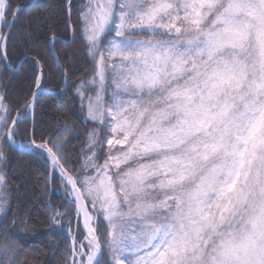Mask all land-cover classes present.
<instances>
[{"label":"snow or ice","instance_id":"snow-or-ice-1","mask_svg":"<svg viewBox=\"0 0 264 264\" xmlns=\"http://www.w3.org/2000/svg\"><path fill=\"white\" fill-rule=\"evenodd\" d=\"M21 11L0 0L10 70ZM82 19L93 73L75 90L105 135L89 133L72 170L63 137L31 141L83 221L65 264H264V0H89ZM36 95L17 110L0 94V164ZM7 204L0 169L5 233ZM51 210L59 223L64 213ZM20 255L0 240V264Z\"/></svg>","mask_w":264,"mask_h":264},{"label":"trees","instance_id":"trees-1","mask_svg":"<svg viewBox=\"0 0 264 264\" xmlns=\"http://www.w3.org/2000/svg\"><path fill=\"white\" fill-rule=\"evenodd\" d=\"M7 2L13 11L17 7H22L23 11L17 13L19 19L10 33L7 63L11 70L0 62V94L6 96L7 104L20 110L25 99L31 100V94L35 92V79L41 75V65V84L47 90L38 95L33 119L27 118V123L21 126L22 134L16 138V143H28L33 139L39 143L42 138L54 141L63 137L65 166L70 170L78 169L81 150L86 145L91 126L75 90L76 85L93 73L82 19V12L87 10L89 1L73 0L70 11L69 0ZM4 31L7 32L6 29ZM52 40L61 67L51 53ZM23 58L26 59L19 67ZM34 58L40 61L39 65ZM66 77L68 87L63 90ZM95 125L103 137V126ZM66 127L70 131H65ZM25 128L27 133H23ZM6 151L7 161L0 164V169L6 175L8 227L7 233L0 227V240L15 241L21 250L20 264H65L66 254L71 251L68 228L73 229L75 216L69 200L51 188L52 183L56 186L57 174L43 153L19 152L13 148ZM53 208L64 213L59 226L52 220L55 215ZM3 220L4 215L0 223Z\"/></svg>","mask_w":264,"mask_h":264},{"label":"rangeland","instance_id":"rangeland-1","mask_svg":"<svg viewBox=\"0 0 264 264\" xmlns=\"http://www.w3.org/2000/svg\"><path fill=\"white\" fill-rule=\"evenodd\" d=\"M87 1H89V0H87ZM105 99H107V96L105 97ZM31 114V112L29 111V115ZM28 115V116H29ZM85 116H86V119H87V113L85 114ZM88 120V119H87ZM90 123H91V126L89 127L90 128V130H89V133L91 132V131H93V129L95 128V130H96V132H97V135L98 136H100V129L98 128V125H97V127H96V125H94L93 124V122L92 121H90V120H88ZM98 124V123H97ZM108 136H111V133L109 132L108 133ZM18 144H27V143H18ZM54 169L52 168V171H53ZM56 173V172H55ZM57 174V173H56ZM57 182H56V186H53V183L51 184V188H52V190H54L55 192H57L60 196H65L68 200H71L72 199V197H70V196H67V194H66V191H65V185H64V183L62 182V179L60 178V176L57 174ZM55 188V189H54ZM73 210H74V226H73V229H70V228H68V234H70V236L73 238V236H74V232L76 231L77 232V234L75 235L76 236V238L77 239H82L83 237H82V235H80L79 234V230L81 229V218L78 220L77 219V217H76V213H75V209L73 208ZM3 215V213H0V218H1V216ZM60 222H62V219L60 220ZM60 222L59 223H56V222H54L55 223V225H60ZM65 222V221H64ZM67 223V222H66ZM80 224V225H79ZM82 231V230H81ZM126 255L127 256H129V257H132L133 259L135 258V256H136V253H134V252H129V253H126Z\"/></svg>","mask_w":264,"mask_h":264},{"label":"water","instance_id":"water-1","mask_svg":"<svg viewBox=\"0 0 264 264\" xmlns=\"http://www.w3.org/2000/svg\"><path fill=\"white\" fill-rule=\"evenodd\" d=\"M72 1H73V0H70V3H69V5H68V9H69V11H70V8H71V3H72ZM69 14H70V13H69ZM69 16H70V15H69ZM69 16H68V17H69ZM68 22H69V26H70L71 33L73 34V28H72V25H71V21L68 20ZM11 30H12V29H11ZM7 34H9L8 31L6 32V35H7ZM51 53H52L53 58H54V60L56 61V63L61 67L62 65H61V63L59 62V59H58V57H57V55H56V53H55V50H54L53 41H51ZM24 60H25V59H22V61L20 62V65H19V66L22 65V63L24 62ZM67 87H68V79H66V81H65V86H64V89H63V90H65ZM42 91H47V90L43 89L42 86L40 87V89H35V93H37V95H36L35 101L33 102V107L31 108V110H32V116H31V118H33V116H34V110H35V106H36V99H37V96H38ZM16 144H17V143H16ZM20 145H21V144H17V147H16L14 150H17V151H19V152H27V153H28V152H32L33 150H34V151L41 152L39 149H36L35 146L31 144V142L28 143V144H23L25 147H20ZM30 149H31V150H30ZM41 153L45 154V155L47 156V159H48V160L51 162V164H52V161H51V159L48 157L47 153H46V152H41ZM52 167H53V164H52ZM55 171H56L57 174L60 176V172H59V170H55ZM60 178H61V176H60ZM61 179H62V178H61ZM81 226H82V230H83V221H82V218H81ZM71 247H72V243H71Z\"/></svg>","mask_w":264,"mask_h":264}]
</instances>
